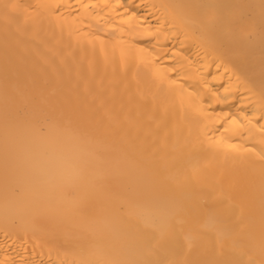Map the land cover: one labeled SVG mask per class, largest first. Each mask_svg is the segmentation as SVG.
<instances>
[{
    "label": "bare ground",
    "instance_id": "6f19581e",
    "mask_svg": "<svg viewBox=\"0 0 264 264\" xmlns=\"http://www.w3.org/2000/svg\"><path fill=\"white\" fill-rule=\"evenodd\" d=\"M0 264H264V0H0Z\"/></svg>",
    "mask_w": 264,
    "mask_h": 264
}]
</instances>
